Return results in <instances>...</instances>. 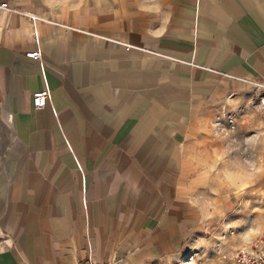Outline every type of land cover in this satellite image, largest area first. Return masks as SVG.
<instances>
[{
    "label": "crops",
    "instance_id": "obj_1",
    "mask_svg": "<svg viewBox=\"0 0 264 264\" xmlns=\"http://www.w3.org/2000/svg\"><path fill=\"white\" fill-rule=\"evenodd\" d=\"M3 2L0 264H231L264 230V0Z\"/></svg>",
    "mask_w": 264,
    "mask_h": 264
},
{
    "label": "built area",
    "instance_id": "obj_2",
    "mask_svg": "<svg viewBox=\"0 0 264 264\" xmlns=\"http://www.w3.org/2000/svg\"><path fill=\"white\" fill-rule=\"evenodd\" d=\"M1 7H7V3L3 2ZM27 57L33 60H41L42 53L40 50L27 53ZM51 92L46 86L43 90L34 94L35 108L38 110L51 102ZM238 251L232 257L231 264H264V232L262 235L249 242L248 245L237 249Z\"/></svg>",
    "mask_w": 264,
    "mask_h": 264
},
{
    "label": "rangeland",
    "instance_id": "obj_3",
    "mask_svg": "<svg viewBox=\"0 0 264 264\" xmlns=\"http://www.w3.org/2000/svg\"><path fill=\"white\" fill-rule=\"evenodd\" d=\"M252 165H253V167H252V171H254V173L258 171V172H260V175H264L262 169H261V170L255 169V168H254V163H253ZM257 202H258V201H257ZM258 203H259L258 206H256V207L254 208V210H255V218H256V220H257V219H262V215H260V213H262V211L264 210V208H263V206H262V202H258ZM263 217H264V216H263ZM209 224L213 226V224H214V220H211V221L209 222ZM212 228H214V227H212ZM263 232H264V230H263V231H260V232H257L256 235L250 240V242L253 241L255 238H257L258 236L262 235ZM210 233H211V232H210ZM212 238H213V237H212ZM208 239H209V238H208ZM208 243H209V242H208Z\"/></svg>",
    "mask_w": 264,
    "mask_h": 264
}]
</instances>
